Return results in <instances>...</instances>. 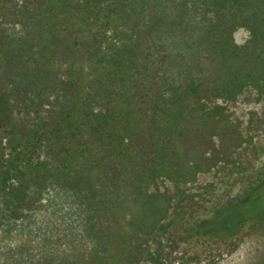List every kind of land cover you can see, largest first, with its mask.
Returning <instances> with one entry per match:
<instances>
[{"label": "trees", "instance_id": "trees-1", "mask_svg": "<svg viewBox=\"0 0 264 264\" xmlns=\"http://www.w3.org/2000/svg\"><path fill=\"white\" fill-rule=\"evenodd\" d=\"M2 1L9 6L0 8L8 16V23L0 18V197L11 213L48 185L103 206L97 196L118 181L132 187L134 178L154 184L156 177L190 176L188 167L180 173L182 163L172 167L170 143L186 111L204 110L199 95L234 99L251 89L264 96V0H23L21 7ZM5 23L21 33L7 32ZM237 28L249 35L242 49L233 42ZM66 58L80 70L60 81L51 60ZM49 90L65 104L54 109ZM30 96L44 98L34 104ZM27 103L32 112L22 115ZM263 184L264 175L244 195ZM179 195L189 196L183 189ZM154 197L144 201L140 233L126 256L167 264L157 236L180 213L172 210L163 226L168 213L150 204ZM263 217L222 229L202 222L182 239L232 238Z\"/></svg>", "mask_w": 264, "mask_h": 264}, {"label": "rangeland", "instance_id": "rangeland-1", "mask_svg": "<svg viewBox=\"0 0 264 264\" xmlns=\"http://www.w3.org/2000/svg\"><path fill=\"white\" fill-rule=\"evenodd\" d=\"M10 2L23 6V0ZM3 6L9 5L0 0V8ZM3 14L6 13L2 9L0 18L8 23V16ZM6 23L3 26L7 32L14 29L21 33L19 26L12 28ZM232 36L240 49L249 40L248 32L242 28H237ZM2 57L4 54H0ZM32 63L28 60V65ZM51 67L52 77L60 81L71 80L80 70L68 58L59 62L52 59ZM5 69L2 63V74ZM45 96H50L54 109L65 104L59 91L49 90ZM30 97L34 104L44 98ZM199 98L204 110L197 112L192 106L186 111L177 131L172 133L176 140L170 143L176 154L172 167L182 163L180 173L188 167L192 175L156 177L154 184L132 175V187L118 181L115 188L97 196L96 201L105 199L103 206L57 185L46 186L17 213L7 210L0 197V264H149L136 262L137 257L131 259L126 253L140 233L139 214L144 201L153 193L155 200L150 204L161 206L168 213L163 226L171 221L172 210L180 213L164 232L157 233L167 264H264V217L260 226L246 227L232 238L198 233L182 239L189 236V228L202 222L222 229L264 212V184L260 191L251 190L244 195L264 175V96L247 89L234 99L206 92ZM26 106L19 108L22 115L32 112L28 103ZM44 108L40 109L41 114L49 106ZM155 161L159 163L156 158ZM167 161L161 156V165L166 166ZM182 189L189 195L185 199L179 195ZM237 200L240 203L229 207ZM148 243L153 249L152 238Z\"/></svg>", "mask_w": 264, "mask_h": 264}]
</instances>
